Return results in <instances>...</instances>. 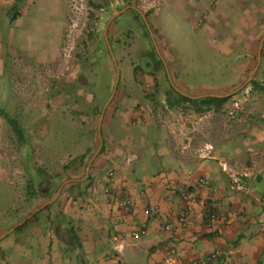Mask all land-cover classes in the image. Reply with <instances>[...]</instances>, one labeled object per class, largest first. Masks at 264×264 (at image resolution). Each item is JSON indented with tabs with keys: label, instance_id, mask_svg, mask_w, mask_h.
Instances as JSON below:
<instances>
[{
	"label": "crops",
	"instance_id": "0c3cea01",
	"mask_svg": "<svg viewBox=\"0 0 264 264\" xmlns=\"http://www.w3.org/2000/svg\"><path fill=\"white\" fill-rule=\"evenodd\" d=\"M133 1L149 9L154 0ZM163 1L193 26L211 29L221 16L223 33L211 32L227 57L242 50L239 73L264 74V47L255 45L264 0ZM69 3L0 0V89L10 81L16 90L20 73L59 66ZM103 128L88 185L67 213L76 226L54 236L52 227L25 224L1 244L0 264H264V117H106ZM200 178L210 187L199 188ZM209 211L220 217L211 227ZM138 230L147 234L135 240ZM215 251L220 257L208 261Z\"/></svg>",
	"mask_w": 264,
	"mask_h": 264
},
{
	"label": "rangeland",
	"instance_id": "374dc122",
	"mask_svg": "<svg viewBox=\"0 0 264 264\" xmlns=\"http://www.w3.org/2000/svg\"><path fill=\"white\" fill-rule=\"evenodd\" d=\"M139 4L70 0L59 66L50 72L42 69L38 75L20 73L16 90L4 81L0 89L5 96L0 100V237L47 203L65 181L85 178L87 163L100 144L98 125L103 112V123L106 117H264V86H260L264 74H253L254 68L240 74L238 67L247 53L239 50L227 57L224 43L211 32L223 33L219 22L225 19L219 16L210 29L208 21L206 26L189 24L171 2L154 0L149 9ZM127 6L146 14L159 54L136 12L128 10L117 18L108 37L121 76L107 105L116 68L104 33L112 15ZM261 39L255 40L256 48ZM253 61L257 64V53ZM167 72L175 86L191 96L231 94L252 74L254 78L225 104L206 108L181 101ZM102 134L107 135L106 128ZM88 180L67 186L53 205L26 225L52 227L54 236L63 225L76 226L67 213L74 211V195L86 188ZM32 182L38 195L30 193Z\"/></svg>",
	"mask_w": 264,
	"mask_h": 264
},
{
	"label": "water",
	"instance_id": "95a60500",
	"mask_svg": "<svg viewBox=\"0 0 264 264\" xmlns=\"http://www.w3.org/2000/svg\"><path fill=\"white\" fill-rule=\"evenodd\" d=\"M128 10H133L134 12H136V14H138L141 19L143 20L153 42H154V46L159 54V51H158V48H157V44L154 40V33H153V30L150 26V23L148 21V18L146 16V14H144L139 8L135 7V6H127L125 7L123 10L119 11L118 13L112 15V17L110 18L107 26H106V29H105V33H104V38H105V41H106V44L108 46V49H109V52H110V55H111V58L113 60V63L115 65V68H116V82H115V86H114V90H113V93L109 99V102L107 103V105L114 99L115 97V94H116V91H117V87H118V84L120 82V70L118 68V64H117V61H116V58H115V55H114V52H113V49H112V46L110 44V41H109V37H108V30H109V27L112 25V23L117 19L119 18L122 14H124L126 11ZM264 47V37L260 43V50L262 51ZM262 61V56L260 54L259 56V64L258 66L260 65ZM168 74V72H167ZM255 74V73H253ZM253 74L251 75V77L249 78V80L244 84L242 85L240 88H238L237 90H235L233 93L231 94H227V95H217V94H206V95H202V96H191V95H188L187 93L181 91L177 86H175V84L172 82L169 74H168V77H169V81L172 85V88L174 91H176L177 93H179L181 96L187 98V99H190V100H193V101H200V100H204V99H228L229 97H232L234 95H236L237 93H239L240 91H242L248 84H250L251 80L254 78L252 77ZM106 105V106H107ZM105 106V108H106ZM103 119H104V112L102 113L101 115V118H100V122H99V125H98V139H99V147L98 149L96 150V152L92 155V157L90 158V160L88 161L87 163V167H86V176L83 180H67L65 181L58 189V191L53 195V197H51V199L45 203L42 207L38 208L35 212L32 213V215H30L26 220H24L23 222L19 223L15 228H13L12 230H10L9 232H7L5 235H3L2 237H0V241H2L3 239H5L6 237H8L10 234L16 232L19 228L23 227L26 223H28V221L30 219H32L34 216L38 215L40 212H42L43 210H45L46 208L50 207L51 205H53L62 195L64 189L71 185V184H77V183H81L85 180H87L89 178V175H90V171H91V168L94 164V162L96 161V159L99 157L102 149H103V145H104V142L102 140V125H103Z\"/></svg>",
	"mask_w": 264,
	"mask_h": 264
},
{
	"label": "built area",
	"instance_id": "2783aa9c",
	"mask_svg": "<svg viewBox=\"0 0 264 264\" xmlns=\"http://www.w3.org/2000/svg\"><path fill=\"white\" fill-rule=\"evenodd\" d=\"M153 2L154 1H152V3ZM106 183L107 184L105 186L104 192L108 195L110 193L109 180H107ZM236 184H239V181H236ZM197 186L199 188H209L210 184L205 178H200L198 180ZM238 188H241V187L238 185ZM179 194H180L181 201L187 202L189 200V195L184 190L179 191ZM206 220L208 221V225L211 227L212 225H214L220 221V217L217 213H215L213 211H209L206 213ZM186 221H187V216L185 214L181 215L180 222L184 225V224H186ZM165 230L171 231V227H166ZM146 234H147L146 230H138V231H135L132 233V238L135 240H138V239L144 237ZM220 254L221 253L219 251H215V252L211 253L208 257V261L217 260L220 257Z\"/></svg>",
	"mask_w": 264,
	"mask_h": 264
},
{
	"label": "trees",
	"instance_id": "16d2710c",
	"mask_svg": "<svg viewBox=\"0 0 264 264\" xmlns=\"http://www.w3.org/2000/svg\"><path fill=\"white\" fill-rule=\"evenodd\" d=\"M180 97V100L185 102V103H191L193 105H198V104H202V105H205L206 108H209L213 103H217V104H222V103H226L229 99H204V100H200V101H193V100H190V99H187L181 95H179ZM170 105H171V102H170ZM173 106V105H171ZM197 111H199L200 109H196ZM203 110V109H202ZM13 124H14V130L19 134L20 131H19V128L17 127V125L11 121ZM43 187L40 186V189H42ZM30 193L31 195H38V191L36 190V187L34 185V183H30Z\"/></svg>",
	"mask_w": 264,
	"mask_h": 264
}]
</instances>
